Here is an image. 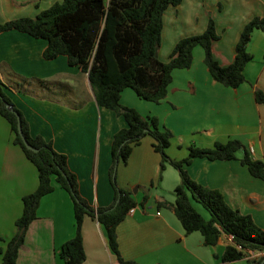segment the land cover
<instances>
[{
  "label": "crops",
  "instance_id": "crops-1",
  "mask_svg": "<svg viewBox=\"0 0 264 264\" xmlns=\"http://www.w3.org/2000/svg\"><path fill=\"white\" fill-rule=\"evenodd\" d=\"M56 1L0 0V21L34 17ZM169 7L163 15L161 37L171 41V50L181 37L203 32L212 18L219 35L212 42V53L222 66L233 61L245 23L253 17L264 18V0H182L172 7L170 16ZM45 47V39L15 30L0 32V79L7 86L5 92L22 112L29 133L41 136L66 155L80 194L94 207L110 206L114 201L108 175L111 141L125 126L124 119L98 106L87 74L69 66L64 55L44 59ZM247 51L253 58L244 68L245 82L236 88L211 77L203 50L196 47L192 65L173 71L167 95L160 102L142 100L130 88L121 92L120 101L143 116H157L173 134L166 153L176 160L186 157L192 144L212 147L215 142L238 139L242 147L235 158L197 157L187 171L196 182L218 190L229 206L249 214L264 229V181L251 175L240 161L245 152L264 161V104L256 102L253 93L255 88L264 92L261 30L253 31ZM168 54L159 58L166 61ZM152 142L150 136L142 138L127 162L118 163L115 170L118 186L129 189L135 201L133 211L116 226L122 257L137 264H250L245 257L221 261L230 236L222 234L215 245L208 246L200 232L184 233L171 205L180 181L178 172L169 164L160 170V155ZM37 183L35 166L13 143L10 126L0 115V249L15 232L22 197L33 192ZM52 183L53 191L40 199L16 264H63L58 251L75 232L73 205L69 194ZM201 214L208 217L207 212ZM82 240V264H120L108 247L103 227L89 215L83 218ZM262 256L264 252H256L255 261Z\"/></svg>",
  "mask_w": 264,
  "mask_h": 264
},
{
  "label": "trees",
  "instance_id": "trees-1",
  "mask_svg": "<svg viewBox=\"0 0 264 264\" xmlns=\"http://www.w3.org/2000/svg\"><path fill=\"white\" fill-rule=\"evenodd\" d=\"M181 1L59 0L34 17L0 21V32L15 30L45 39L43 58L52 60L64 55L69 66L78 67L81 73L87 74L98 106L114 111L125 122V126L113 134L111 141L108 175L114 201L107 207H94L80 194L77 176L69 169L66 155L57 152L51 142L41 136L29 133L27 121L6 94L7 86L0 79V115L10 126L13 143L35 166L38 178L36 189L22 197V212L15 220L14 234L0 249V264H16L18 251L24 243L29 224L36 218L41 197L54 189L52 181L69 194L73 205L75 232L58 251L63 264H82L85 259L82 240L85 215L103 227L108 247L120 264H137L122 257L117 242L116 226L135 206V201L129 189L118 186L115 170L118 163L127 162L133 147L145 136L152 138V147L160 155V170L169 164L178 172L180 181L173 190L175 199L171 205L185 234L200 232L203 243L208 246L215 245L222 234L230 236L231 243L219 257L221 261L241 259L248 250L264 252V229L249 214H242L229 206L218 190L196 182L187 171V166L197 157L209 160L235 158L242 143L238 139H229L215 142L212 147L192 144L183 159L170 158L166 149L172 132L160 123L157 116H143L120 101L121 92L130 88L142 100L160 102L167 95L173 71L192 65L196 47L202 48L204 64L215 81L231 88L245 82L244 68L253 58L247 51V44L255 29L264 33V18L253 17L245 23L235 45L233 61L226 66L220 65L212 53V42L219 38L212 18H209L203 32L178 39L167 60L162 61L158 57V48L163 15L169 6H177ZM253 93L255 101L264 104V92L255 88ZM9 105L20 115L23 136L35 150L23 144L17 132V117ZM240 161L251 175L264 181L262 159L252 158L245 152ZM194 202L205 209L207 218L195 208ZM263 258L248 262L260 264Z\"/></svg>",
  "mask_w": 264,
  "mask_h": 264
},
{
  "label": "rangeland",
  "instance_id": "rangeland-1",
  "mask_svg": "<svg viewBox=\"0 0 264 264\" xmlns=\"http://www.w3.org/2000/svg\"><path fill=\"white\" fill-rule=\"evenodd\" d=\"M172 7L173 6H170L169 8L172 9ZM170 12L172 14L174 10L172 9L169 11V14H168L169 16H170ZM170 50H171V41L168 38H166L165 35H163L161 37V42H160L159 57L165 58ZM187 153H188V150H187ZM167 168L168 170H172L174 172V169H172L171 167H167ZM194 206L200 213L203 212L206 215L205 209H203V207L200 204L194 203Z\"/></svg>",
  "mask_w": 264,
  "mask_h": 264
},
{
  "label": "water",
  "instance_id": "water-1",
  "mask_svg": "<svg viewBox=\"0 0 264 264\" xmlns=\"http://www.w3.org/2000/svg\"><path fill=\"white\" fill-rule=\"evenodd\" d=\"M9 108L11 111H13L17 117V132L19 133V135L21 136L22 138V141H23V144L29 148V149H33L35 150L28 142L27 140L25 139V137L23 136V133H22V128H21V119H20V115L18 114V112L14 111L13 107L11 105H9ZM264 262V260L262 261V263Z\"/></svg>",
  "mask_w": 264,
  "mask_h": 264
},
{
  "label": "built area",
  "instance_id": "built-area-1",
  "mask_svg": "<svg viewBox=\"0 0 264 264\" xmlns=\"http://www.w3.org/2000/svg\"><path fill=\"white\" fill-rule=\"evenodd\" d=\"M128 211H133V207L132 208H130ZM238 248H241L240 246H237ZM256 252H261V251H254V250H248L247 251V254L245 255V258H247L248 259V261H250V260H254L255 259V254H256Z\"/></svg>",
  "mask_w": 264,
  "mask_h": 264
}]
</instances>
